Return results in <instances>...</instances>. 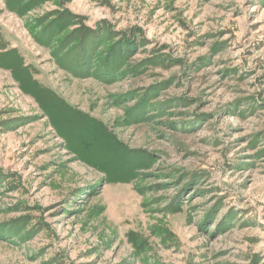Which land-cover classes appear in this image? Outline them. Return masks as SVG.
Wrapping results in <instances>:
<instances>
[{"label": "rangeland", "instance_id": "374dc122", "mask_svg": "<svg viewBox=\"0 0 264 264\" xmlns=\"http://www.w3.org/2000/svg\"><path fill=\"white\" fill-rule=\"evenodd\" d=\"M32 1L0 35L76 113L0 68V264H264V0ZM67 12L107 75L34 40Z\"/></svg>", "mask_w": 264, "mask_h": 264}, {"label": "trees", "instance_id": "16d2710c", "mask_svg": "<svg viewBox=\"0 0 264 264\" xmlns=\"http://www.w3.org/2000/svg\"><path fill=\"white\" fill-rule=\"evenodd\" d=\"M38 1L32 0H6V7L9 11L18 14L19 16L25 15L28 11L38 5ZM56 14V13H55ZM54 16L56 21L49 23L43 27V21L39 19L32 20L28 23L29 31L33 35L34 40L45 48H51V55L55 60V64L70 72L74 77L84 75V72L93 71L96 74L107 75L108 72H100L103 66L114 62L117 56L124 55L123 52L106 53L111 49V45L106 44L105 47L109 48L104 51L97 49L100 45V39L97 37V29L92 30L87 27L78 26L74 32L75 38L70 41L71 35L64 36L63 32L74 23V15L67 12L62 14V17ZM53 17V18H54ZM46 19V18H45ZM43 19V20H45ZM105 30V39L110 35L111 31L106 26H102ZM103 42V41H102ZM128 42V41H126ZM105 50V49H104ZM128 55V54H127ZM0 68L13 71L12 76L20 83V86L26 94H32L35 101L39 104L47 102L49 107L52 108L53 118L63 120L61 122L65 125H70L64 118L66 114L76 113L73 109L65 106L61 99H59L54 91L42 87L32 78L31 69L29 66H24L23 59L18 52L14 49L7 50V42L4 41L0 35ZM111 73V72H110ZM91 73L87 74L90 75ZM59 109L54 112V109ZM64 118V119H63ZM88 121V120H86Z\"/></svg>", "mask_w": 264, "mask_h": 264}]
</instances>
